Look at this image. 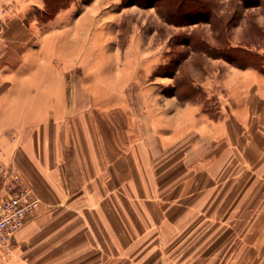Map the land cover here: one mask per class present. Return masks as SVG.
<instances>
[{
    "label": "crops",
    "instance_id": "obj_1",
    "mask_svg": "<svg viewBox=\"0 0 264 264\" xmlns=\"http://www.w3.org/2000/svg\"><path fill=\"white\" fill-rule=\"evenodd\" d=\"M42 6L0 0V164L41 199L0 264H264V71L237 73L224 117L138 131L114 114L135 62L108 47L104 87L87 46L110 38L74 4L42 25Z\"/></svg>",
    "mask_w": 264,
    "mask_h": 264
},
{
    "label": "rangeland",
    "instance_id": "obj_2",
    "mask_svg": "<svg viewBox=\"0 0 264 264\" xmlns=\"http://www.w3.org/2000/svg\"><path fill=\"white\" fill-rule=\"evenodd\" d=\"M249 1L252 0H215L210 19L185 24L169 21L159 3L138 0H67L59 11L74 4L75 16L83 12L90 15L89 31L103 30L106 37H113L107 40L108 46L107 41L102 44L100 40L98 46L94 45L96 38L90 39L87 46L91 65L103 67L93 75L104 87L113 79L112 70L117 66L108 47L118 51L121 63L135 62L136 78L122 95L125 100L120 109L114 112L121 126L131 122L138 131L146 127L175 131V117L183 107L194 109L189 111V118L194 113L215 119L226 116V101L231 100L232 93L239 94V89L229 88L230 83L239 81L237 73L252 66L261 69L264 0ZM44 8L45 1L44 6L34 10L42 25L47 22L42 14ZM210 46L236 47L244 54L246 66L211 55L205 51ZM128 110L131 117L125 113ZM112 118L108 116L102 125L107 128ZM7 245L0 247V252Z\"/></svg>",
    "mask_w": 264,
    "mask_h": 264
},
{
    "label": "built area",
    "instance_id": "obj_3",
    "mask_svg": "<svg viewBox=\"0 0 264 264\" xmlns=\"http://www.w3.org/2000/svg\"><path fill=\"white\" fill-rule=\"evenodd\" d=\"M40 204L41 199L21 171L0 164V247L12 241Z\"/></svg>",
    "mask_w": 264,
    "mask_h": 264
},
{
    "label": "trees",
    "instance_id": "obj_4",
    "mask_svg": "<svg viewBox=\"0 0 264 264\" xmlns=\"http://www.w3.org/2000/svg\"><path fill=\"white\" fill-rule=\"evenodd\" d=\"M45 8L42 14L48 19L54 17L59 11L62 3L67 0H44ZM139 2H155L161 5L162 11L165 13L166 18L177 24H185L200 20H207L213 16V8L215 6V0H138ZM248 2V0H242ZM253 1V0H252ZM249 1V2H252ZM255 1V0H254ZM201 45L200 47H202ZM204 48V47H202ZM236 47H221L213 46L207 47L205 51L211 55L221 56L235 64L246 66V60L242 51H236ZM218 50V54L216 52ZM242 50V49H241ZM261 70L264 71V63L259 64ZM260 68V67H259Z\"/></svg>",
    "mask_w": 264,
    "mask_h": 264
}]
</instances>
